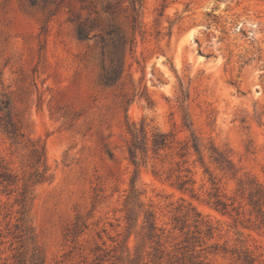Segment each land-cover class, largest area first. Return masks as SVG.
I'll list each match as a JSON object with an SVG mask.
<instances>
[{"label": "rangeland", "instance_id": "rangeland-1", "mask_svg": "<svg viewBox=\"0 0 264 264\" xmlns=\"http://www.w3.org/2000/svg\"><path fill=\"white\" fill-rule=\"evenodd\" d=\"M139 11L0 0V264H264V0Z\"/></svg>", "mask_w": 264, "mask_h": 264}, {"label": "trees", "instance_id": "trees-1", "mask_svg": "<svg viewBox=\"0 0 264 264\" xmlns=\"http://www.w3.org/2000/svg\"><path fill=\"white\" fill-rule=\"evenodd\" d=\"M131 11L133 13L132 16V22L133 24H137V19L139 17L140 8H141V0H129ZM0 112H4V118L6 119L5 126H4V132L9 136L13 137L15 134V129L13 124L10 122V114H9V108L8 104L5 103L4 106H0ZM166 145V138L165 136H159L158 139H155L153 141V146L155 148L157 147H165ZM141 149V145L139 146V143L135 141L129 148L128 153L130 160L132 161L133 165H136V156H137V150ZM193 149L195 153H199V147L196 143L193 144ZM216 157L213 158L214 164L218 166V168L223 172H231L232 167L223 155L220 153H215ZM6 183L9 185L11 183L10 176L5 174H0V184ZM238 193L240 194L241 198H243L244 194L247 193V203L248 206L252 209V212L256 214V216L260 220V224L264 226V187L260 184H257L251 179L247 180H240L238 184ZM227 208L225 204H222V211H224ZM150 228H153L150 226Z\"/></svg>", "mask_w": 264, "mask_h": 264}]
</instances>
